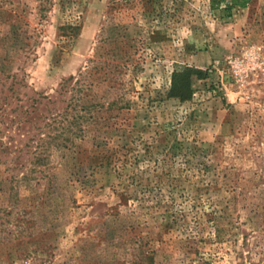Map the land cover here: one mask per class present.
I'll use <instances>...</instances> for the list:
<instances>
[{
    "label": "rangeland",
    "instance_id": "374dc122",
    "mask_svg": "<svg viewBox=\"0 0 264 264\" xmlns=\"http://www.w3.org/2000/svg\"><path fill=\"white\" fill-rule=\"evenodd\" d=\"M246 1L0 0V264L264 263V0ZM183 66L208 72L188 102L167 98Z\"/></svg>",
    "mask_w": 264,
    "mask_h": 264
},
{
    "label": "trees",
    "instance_id": "16d2710c",
    "mask_svg": "<svg viewBox=\"0 0 264 264\" xmlns=\"http://www.w3.org/2000/svg\"><path fill=\"white\" fill-rule=\"evenodd\" d=\"M143 0H141L142 2ZM211 3H218V2H224L225 9L228 11H231L233 8L238 7V8H245L247 5L246 0H210ZM142 4V3H140ZM79 27L77 25H65L60 28L61 30V36L65 38H71L74 37L76 32L78 31ZM168 32V30L166 31ZM163 33V35H159V33L153 32L150 36L151 39H158L160 41L165 40L168 41L170 38L167 36V34ZM158 34V35H157ZM159 36V37H158ZM208 76V72L205 70H200L196 69L193 67H188V66H183L176 68L172 71L171 77H170V84L169 88L167 90V98L169 99H176L180 102H188L192 99L193 97V80H203L206 79ZM69 86L68 81H64V85L62 87L67 88ZM7 146H4V143L2 140H0V161H2V155L5 156L4 152L7 150ZM6 159L3 160V162ZM16 161V159H15ZM7 162V161H6ZM17 170V169H16ZM26 175L23 177L25 179ZM10 181L14 184L12 185L11 190H15L17 183H19L20 179H17L16 174H12V177ZM256 190V189H255ZM128 190L125 189L122 192H120V195L127 196ZM257 198H262V193L264 194V188L259 189L255 191L254 194H256ZM126 201V200H125ZM248 208V207H247ZM249 217L247 219L249 228L254 229V230H260L264 231V205L260 204H252L249 209ZM146 263L144 264H154L153 262V256L149 255L146 258ZM248 260V261H247ZM245 260H240V262L236 264H260V263H254L253 261H249V258ZM199 264H211L208 261H205L204 259L199 260ZM264 264V263H262Z\"/></svg>",
    "mask_w": 264,
    "mask_h": 264
}]
</instances>
